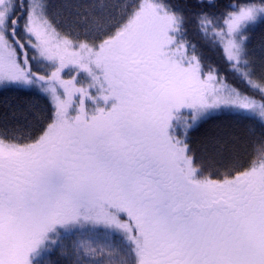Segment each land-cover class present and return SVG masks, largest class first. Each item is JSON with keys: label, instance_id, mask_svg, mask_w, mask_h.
Instances as JSON below:
<instances>
[{"label": "snow or ice", "instance_id": "6c2138e0", "mask_svg": "<svg viewBox=\"0 0 264 264\" xmlns=\"http://www.w3.org/2000/svg\"><path fill=\"white\" fill-rule=\"evenodd\" d=\"M0 264H264V0H0Z\"/></svg>", "mask_w": 264, "mask_h": 264}, {"label": "trees", "instance_id": "16d2710c", "mask_svg": "<svg viewBox=\"0 0 264 264\" xmlns=\"http://www.w3.org/2000/svg\"><path fill=\"white\" fill-rule=\"evenodd\" d=\"M191 39L195 42L196 41V37L192 36ZM202 51L204 53L205 58L210 61V62H214L216 57L214 55V53L208 49V48H202Z\"/></svg>", "mask_w": 264, "mask_h": 264}]
</instances>
